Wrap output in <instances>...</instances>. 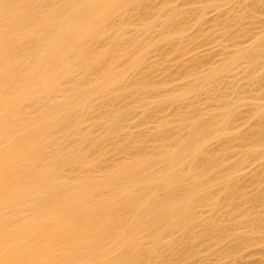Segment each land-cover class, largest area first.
Returning <instances> with one entry per match:
<instances>
[{
  "label": "bare ground",
  "instance_id": "obj_1",
  "mask_svg": "<svg viewBox=\"0 0 264 264\" xmlns=\"http://www.w3.org/2000/svg\"><path fill=\"white\" fill-rule=\"evenodd\" d=\"M200 1L0 0V264H238L264 247V98L238 83L263 80L264 25L247 33L264 0L235 25L248 44L223 22L233 50L214 64L148 62L207 10L248 8Z\"/></svg>",
  "mask_w": 264,
  "mask_h": 264
},
{
  "label": "rangeland",
  "instance_id": "obj_2",
  "mask_svg": "<svg viewBox=\"0 0 264 264\" xmlns=\"http://www.w3.org/2000/svg\"><path fill=\"white\" fill-rule=\"evenodd\" d=\"M200 1V0H199ZM247 1H249V0H246V3L245 4H247L248 5V8H247V6L245 5V7H242V9L244 10V12L243 13H246L249 9H250V7L252 6V8L254 7V3H252L251 4V1L252 0H250L248 3H247ZM201 3H202V1H200ZM253 2V1H252ZM256 4V3H255ZM231 5V4H230ZM230 5L228 6V7H230ZM257 5V4H256ZM261 5V6H260ZM264 4H261V3H259V6L257 5L255 8H256V10H255V8H253L252 10H254V11H256V14H255V12H254V14L256 15V18H255V15H254V18L253 17H251L250 18V20L248 19L247 20V17H250V15L251 16H253L252 14H250L249 16H246L245 17V15H247V13L249 14V12L250 11H248L246 14H242V13H240V12H238V10H240V9H238L237 10V12L239 13H237L236 12V10L234 11H231V9H232V7H231V9L229 8L228 9V7H225L224 9L222 8V10L220 9L219 11H213L212 12V10H211V13L209 12L210 11V9H209V11L207 10L206 12H205V17H204V19H202L201 20V23H203V20H204V23H203V25L199 28L201 31V33L199 34V33H196L195 34V32H194V34H192L193 32L192 31H190L189 32V36L188 37H190V38H188L190 41H188L189 43H186V44H184V47H183V45H182V48L180 47H177V46H175L178 50H176V53L174 52V51H170V52H172V53H170V54H173V53H175V55L172 57L170 54H166V53H162V54H159L158 56H153V57H151V56H149V59H150V61L148 60V62H151V63H154L155 62V64H157L158 65V67H156V69H158V71H160V70H162L165 66L167 67L168 65H170V66H172V68L171 67H167L168 69L167 70H169V68L171 69V70H169L170 72L173 70V69H175L176 68V70H177V66L180 64V63H182L184 60V62H186L188 59H190V57L192 58L193 57V55H195V54H199V55H195L196 57L198 56H201V58L200 59H203V60H205V61H207V64H205L206 65V67L207 66H210V64L212 65V64H214V62L217 60H219L218 59V57L219 56H221V54H228V53H226V52H229L230 51V53H231V51L233 50V47H232V41H231V37H232V34H229L232 30H234V26L235 25H238V28H237V26H235V31H236V28H237V30H238V33H240V31L241 30H239V27L242 29H244L245 28V30L247 29V27H248V29H250V26L249 25H251L252 24V22L250 23L249 21H251V19L253 20V21H255V22H257V24L258 23H260V24H258V26H256L255 24V22H253V24L251 25L252 27V29L250 30V32H249V30L247 29L246 31H244V30H242L241 32H249V33H247V35H253L252 37H256L258 34H260L262 31H263V29H264V27H263V25H264V7H262ZM227 6V5H226ZM232 6V5H231ZM183 8V7H182ZM186 8V7H185ZM187 8H189V6H187ZM246 8V9H245ZM225 9H226V11H225ZM242 9H241V12H242ZM227 10H229V11H227ZM251 10V9H250ZM246 11V12H245ZM221 12H223V13H221ZM232 12V13H231ZM233 12L237 15V19H244V17L246 18L245 20H240L239 19V22L238 23H236V24H234L235 23V20H234V18L233 17H236V15L235 14H233ZM206 13H207V15H206ZM250 13H252V11L250 12ZM240 14H242L241 16H240ZM233 15H235V16H233ZM240 16V17H239ZM217 18V19H216ZM233 19V20H232ZM236 19V18H235ZM214 21H215V23H214ZM218 21V22H217ZM222 22V23H220V22ZM238 20H236V22H237ZM240 21H241V23H240ZM223 22H227V23H229V24H231L232 26H233V29H232V27H230L231 25H229V24H227L229 27L228 28H230L231 29V31L230 30H228V28L226 27V25L224 26V27H226L227 28V31H229L228 33H227V31H225V30H223L224 29V27H223ZM205 23H206V25H205ZM217 23V24H216ZM201 25V24H200ZM215 25V26H214ZM216 25H217V28H216ZM219 25H221V27L222 28H220V26ZM240 25V26H239ZM255 25V26H254ZM261 26V28L263 27V29H261L260 28V26ZM258 27V28H257ZM204 28V29H203ZM213 29V30H212ZM219 29L222 31V32H220L219 31ZM192 32V33H191ZM217 32V33H216ZM219 32L220 33H223V36H222V34H219ZM243 32V33H244ZM190 33H191V35H190ZM227 33V38H228V40H229V35H230V40H229V42L227 41V40H225L223 37H225L224 36V34H226ZM237 33V31H236V37L234 36V41H239V42H237V43H242V45H246V44H248V42H246L247 40H245V37H244V34L243 33H241V34H243V35H241V34H238ZM246 33H245V36H246ZM198 35V36H197ZM200 35V36H199ZM234 35V34H233ZM192 36L194 37V38H192ZM238 36V37H237ZM239 36H241V37H239ZM243 36V37H242ZM238 38V39H237ZM247 39V38H246ZM230 41H231V43H230ZM236 43V42H235ZM232 44V45H231ZM240 45V44H239ZM242 45H240V46H242ZM185 46H186V50L185 49H183V48H185ZM176 48H174V50L176 49ZM181 49V51H179ZM187 49H189V53L188 54H186L185 56L183 55L184 54V52H187ZM184 52H183V51ZM224 50L226 51L225 53H223L224 52ZM179 51V52H178ZM191 51V52H190ZM167 52H169V51H167ZM183 52V53H182ZM194 52H196V53H194ZM194 53V54H193ZM204 55V56H203ZM206 57V58H205ZM193 58H195V57H193ZM192 58V61L194 60L195 61V59H193ZM209 58V59H208ZM169 59H171L170 61H169ZM203 60H201V61H203ZM157 61V62H156ZM188 61H190V60H188ZM216 61V62H217ZM196 62V61H195ZM190 63H191V61H190ZM193 63V62H192ZM183 64V63H182ZM217 64V63H216ZM204 66V65H203ZM165 67V68H166ZM179 67V66H178ZM165 68H164V70L163 71H167V70H165ZM205 68V67H204ZM258 69L260 70V67H258ZM263 69V70H262ZM262 70V71H261ZM261 70L260 71H257V72H262V74L261 75H258V77H260V78H263V80L261 81L260 79V81L262 82H260L259 80H258V82L256 83L255 82V80L253 81H250V82H246V80H242L244 83H240V82H238L240 85H246V86H244L245 87V92H244V94H243V96L244 95H247V93L246 92H248L249 91V94H250V96L252 95V94H254V93H256V94H259V96H257V97H259V98H264V93H262V92H264V67L263 68H261ZM157 71V73L156 74H154V75H157V74H160L161 73V71L160 72H158ZM174 72V71H173ZM173 75V74H172ZM239 76V75H238ZM262 76V77H261ZM173 77V79H179V78H175V77H177L176 75H174V76H172ZM237 77V76H236ZM157 79V78H156ZM237 79H239L240 81H241V79H240V77H238ZM158 80H159V77H158ZM239 80H237V81H239ZM177 81V80H176ZM182 81V80H181ZM181 81H177V82H174L175 84H174V86H176V84L177 85H181V84H183V83H181ZM260 82V83H259ZM247 83H249L248 85H247ZM256 85H255V84ZM253 84V85H252ZM262 84V85H261ZM179 85V86H180ZM249 85H250V87H249ZM173 86V85H172ZM247 86H248V88H249V90H246V89H248L247 88ZM254 90V91H253ZM227 93L228 94H232V93H230L229 91H227ZM233 95V94H232ZM263 95V96H262ZM242 96V97H243ZM249 96V95H248ZM248 96H244L243 98H247L246 100V102H248V99H255L256 98V96H255V94L254 95H252L251 96V98L250 97H248ZM230 96L228 95V98H229ZM231 98V97H230ZM233 98V97H232ZM263 98H262V100H263ZM245 100V99H244ZM257 101H258V103H259V100H258V98L256 99ZM261 100V99H260ZM248 103H250V101L248 102ZM247 103V105L248 106H250L249 104ZM264 103V102H263ZM263 103H262V105H263ZM246 104L244 105L245 107L247 106ZM261 104H260V106L261 107H263ZM243 106V107H244ZM247 106V107H248ZM244 108V109H242V111H241V109H240V111H241V113H239V115H240V118H238V119H240V121H238L239 122V124H238V122L236 123V125H234V126H237L238 125V127L239 126H241V122H247V115L249 116L250 115V108H249V110H248V113L249 114H247L246 115V119L244 118V115L246 114L245 112H247V109L248 108ZM246 109V110H245ZM262 111H264V107H263V109H262ZM243 112V113H242ZM238 115V116H239ZM262 117L264 118V114L262 115ZM241 118H243V120L241 119ZM245 119V120H244ZM262 120V119H261ZM255 121H257V120H255ZM260 123L262 122V121H260V120H258ZM263 121H264V119H263ZM249 122V121H248ZM251 122H254V120H251L250 119V122L248 123V125H252L253 123H251ZM259 122H258V125H259ZM243 124V123H242ZM245 124V123H244ZM247 124V123H246ZM245 124V127H244V129L246 130L247 128H248V130H249V126L248 125H246ZM254 124H256V123H254ZM253 124V125H254ZM151 125V124H150ZM252 125V126H253ZM257 125V127H258V129H260V130H258L261 134L263 133L264 134V122H262L259 126ZM248 126V127H247ZM255 126V125H254ZM149 127V126H148ZM147 127V128H148ZM150 127H152V126H150ZM149 127V128H150ZM260 127V128H259ZM240 128H242V126L240 127ZM239 128V129H240ZM244 129L242 130L241 129V133L242 132H244ZM254 131L255 130V128H250V131ZM257 130V129H256ZM238 131V130H237ZM250 131H247V132H250ZM246 131H245V133H247ZM262 134V135H263ZM261 163H264V159L263 160H261ZM255 165H259V162H258V164L256 163ZM256 166V167H257ZM253 167V166H252ZM254 168V167H253ZM252 169V168H251ZM251 169H250V171H251ZM245 171V170H244ZM247 171V170H246ZM249 172V170L245 173V175L247 174ZM243 174V173H242ZM248 177V174L246 175V177L244 178V179H246ZM264 178V177H263ZM260 181H262V180H260ZM260 184H261V188H264V181H262V183L260 182ZM260 186V185H259ZM263 246H261L260 248H255L256 249V251H257V253H259V252H261V248H262ZM255 249L254 250H252L251 252H249V251H247V254H245L243 257H245V256H247L248 258H244V259H242L241 257V259H239L240 261H241V263L242 264H246V262L248 263H250L251 262V264H259L258 262H260V260L262 261V260H264V256H262L263 254H261V255H259V254H257V253H255L256 251H255ZM263 249H264V247H263ZM253 251H254V253H255V256H252L251 257V253H253ZM262 252H264V250H262ZM249 253V254H248ZM250 255V256H249ZM253 255V254H252ZM249 257H250V259H249ZM263 257V258H262ZM252 258V259H251ZM262 258V259H261ZM249 259V260H248ZM251 260V261H250ZM228 261H230V260H226V261H224V264H226V262H228ZM236 261L237 262H240V261H238L237 259H236ZM236 261H234V262H236ZM230 262H233V261H230ZM230 262H228V264L230 263ZM244 262V263H243ZM241 263H238V264H241ZM231 264H233V263H231ZM235 264V263H234ZM237 264V263H236Z\"/></svg>",
  "mask_w": 264,
  "mask_h": 264
}]
</instances>
